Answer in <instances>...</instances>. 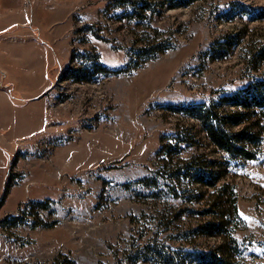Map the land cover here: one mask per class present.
Masks as SVG:
<instances>
[{
	"label": "rangeland",
	"instance_id": "obj_1",
	"mask_svg": "<svg viewBox=\"0 0 264 264\" xmlns=\"http://www.w3.org/2000/svg\"><path fill=\"white\" fill-rule=\"evenodd\" d=\"M0 13L26 16L53 84L42 132L10 159L0 264H264V110L233 129L263 127L253 160L193 114L232 116L224 99L264 78V0H0Z\"/></svg>",
	"mask_w": 264,
	"mask_h": 264
},
{
	"label": "crops",
	"instance_id": "obj_2",
	"mask_svg": "<svg viewBox=\"0 0 264 264\" xmlns=\"http://www.w3.org/2000/svg\"><path fill=\"white\" fill-rule=\"evenodd\" d=\"M4 14L0 13V199L11 157L42 132L47 94L53 87L41 78L43 49L26 16L21 13L12 24Z\"/></svg>",
	"mask_w": 264,
	"mask_h": 264
},
{
	"label": "trees",
	"instance_id": "obj_3",
	"mask_svg": "<svg viewBox=\"0 0 264 264\" xmlns=\"http://www.w3.org/2000/svg\"><path fill=\"white\" fill-rule=\"evenodd\" d=\"M95 64H98L96 58L91 60L90 67L94 68ZM85 73V71L75 72L73 69L70 72L71 78L79 82L85 80V78L82 77ZM224 100L227 105L236 109L232 116L223 115L217 109L219 107L216 106L202 107L198 112H194L193 114L201 122V125L211 141L221 150L228 153L231 157L241 156L245 160L255 159L256 153L254 148L258 147L261 143L262 132L259 129L262 128L263 130V127L259 125L258 129L255 131L253 129L247 130L248 128H246V130L243 129L234 132L233 129L243 122V120H241L242 116H246L247 114L251 116L255 114V111L258 109L264 110V78L253 81L246 89L234 95L227 96ZM190 113L192 114V112ZM7 189L8 187L5 188L1 202L7 194ZM35 205L46 208L44 203L37 202ZM21 221V217L14 216L11 217L9 224L17 226L22 223ZM6 222L7 219H4L1 221V224L3 225ZM201 260H203L202 264H224L221 259L217 256H213L212 253L203 255ZM50 264H75V262L65 256H60L54 259Z\"/></svg>",
	"mask_w": 264,
	"mask_h": 264
}]
</instances>
